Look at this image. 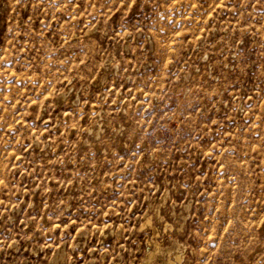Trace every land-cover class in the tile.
I'll list each match as a JSON object with an SVG mask.
<instances>
[{
    "label": "rangeland",
    "instance_id": "rangeland-1",
    "mask_svg": "<svg viewBox=\"0 0 264 264\" xmlns=\"http://www.w3.org/2000/svg\"><path fill=\"white\" fill-rule=\"evenodd\" d=\"M168 260L264 264V0H0V264Z\"/></svg>",
    "mask_w": 264,
    "mask_h": 264
},
{
    "label": "bare ground",
    "instance_id": "bare-ground-1",
    "mask_svg": "<svg viewBox=\"0 0 264 264\" xmlns=\"http://www.w3.org/2000/svg\"><path fill=\"white\" fill-rule=\"evenodd\" d=\"M150 219V218H149ZM156 241V240H155ZM155 244V243H154ZM159 246V245H158ZM153 250V249H152ZM148 255V254H147ZM175 257H177L176 255H175ZM178 259V258H177ZM162 264H172V261L171 260H168L166 263H162Z\"/></svg>",
    "mask_w": 264,
    "mask_h": 264
}]
</instances>
